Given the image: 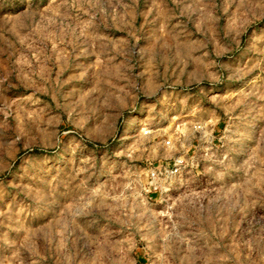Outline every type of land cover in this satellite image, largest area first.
<instances>
[{"label": "rangeland", "instance_id": "obj_1", "mask_svg": "<svg viewBox=\"0 0 264 264\" xmlns=\"http://www.w3.org/2000/svg\"><path fill=\"white\" fill-rule=\"evenodd\" d=\"M0 264H264V0H0Z\"/></svg>", "mask_w": 264, "mask_h": 264}, {"label": "built area", "instance_id": "obj_2", "mask_svg": "<svg viewBox=\"0 0 264 264\" xmlns=\"http://www.w3.org/2000/svg\"><path fill=\"white\" fill-rule=\"evenodd\" d=\"M166 144L169 142L166 141ZM182 163L183 160L177 157L171 163L164 162L148 168L143 181V190L148 193L156 192L159 195L167 194L171 183L181 174Z\"/></svg>", "mask_w": 264, "mask_h": 264}]
</instances>
